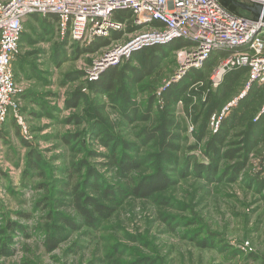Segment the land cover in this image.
Returning <instances> with one entry per match:
<instances>
[{"label":"rangeland","instance_id":"rangeland-1","mask_svg":"<svg viewBox=\"0 0 264 264\" xmlns=\"http://www.w3.org/2000/svg\"><path fill=\"white\" fill-rule=\"evenodd\" d=\"M46 25L35 19L25 21L13 64L16 78L27 87L21 114L28 138H23L12 118L0 133V264L264 263V185L258 184L264 177V140L256 142L255 137L246 135L252 116L242 127L236 126V110L226 115L230 127L219 148L221 152L242 149L239 158H218L213 174L194 173L193 166H184V156L208 161L202 148L214 133L210 117L205 134L196 139L201 124L196 114L210 104L206 95L218 93L222 103L214 112L219 113L239 94L246 75L237 76L236 83L231 79L229 88L225 75L213 87L209 84L210 69L201 85L189 86L194 91L184 97L188 105L182 98L172 110L174 116L185 118L187 128L178 130L179 150L168 152V160L162 161L156 141L143 133L156 112L149 122L132 119L131 113L124 115L121 105L113 106L106 95L89 93L83 70L99 48L80 53L59 50ZM122 35L118 31V36ZM55 59L60 62L54 64ZM174 67L173 50L169 49L156 71L130 88L131 100L143 109L154 93L156 107L162 106L163 96L156 92L166 84ZM69 74L78 76L69 80ZM80 88L86 89L83 100L76 108L68 106L71 95ZM57 90L63 93H55ZM263 98L264 93H260L249 114L258 109ZM98 104L102 106L100 117L93 111ZM107 134L116 141L107 140ZM247 146L251 147L249 153ZM30 149L41 157L35 169L26 165ZM113 155L130 158L140 166L121 174ZM82 161L95 170L94 178L88 177L82 166L80 175L72 179L74 165ZM238 163L242 168L235 173L232 167ZM158 166L163 167L167 188L147 198L132 195L130 189L136 181L153 177ZM92 179L101 189L83 184ZM75 183L78 191L108 207L104 217L96 215L93 225L78 212L77 205L84 202L83 198L75 200ZM107 186L120 189L113 201L102 199L101 190ZM10 221L21 228L9 229ZM48 239L57 240L54 248L49 247Z\"/></svg>","mask_w":264,"mask_h":264},{"label":"built area","instance_id":"built-area-1","mask_svg":"<svg viewBox=\"0 0 264 264\" xmlns=\"http://www.w3.org/2000/svg\"><path fill=\"white\" fill-rule=\"evenodd\" d=\"M237 1L264 6V0ZM237 11L226 9L219 0H0V133L12 118L23 138H28L21 114L27 87L16 78L13 64L19 54L24 22L31 15L52 18L56 39L73 51L85 49L98 39L112 38L86 65L82 76L85 82L97 80L108 67L145 48L176 42L181 45L173 50L175 67L156 92L158 96L186 75L202 69L213 56L217 59L209 74L210 86L217 87L227 73L245 68L246 79L239 94L210 116L216 133L223 117L241 99L264 86V23L254 20L249 12ZM118 31L123 35L118 36ZM199 84L202 82L195 81L191 86ZM262 118L264 100L252 121Z\"/></svg>","mask_w":264,"mask_h":264},{"label":"trees","instance_id":"trees-1","mask_svg":"<svg viewBox=\"0 0 264 264\" xmlns=\"http://www.w3.org/2000/svg\"><path fill=\"white\" fill-rule=\"evenodd\" d=\"M117 34L113 36V38H116ZM111 39H98L94 41L90 46L86 47L85 49L79 50L80 52H93L97 50L98 48L107 45L110 42ZM181 45L180 42L172 43L167 46H153L145 48L135 54H133L132 57H130L128 60L123 61L122 63L113 65L108 67L106 70H104L99 78L97 80H94L92 82H86L89 93H93L94 95L104 94L106 95L111 102H113V106H116V104L121 105V112L128 116L130 113L132 114V119H140L146 122L150 121V116L153 115L154 112H156V117H153L152 124L149 127H145L143 129V133L147 134L148 138L150 140H155L159 151H160V159L159 160H168V152L179 150V145L176 143V140L180 138V134H178L179 131L185 130L187 128L185 123V118L183 116H174L173 105L177 103L179 100H182L185 96H187L188 92L193 93L194 89H189V86L195 82V81H202V79L206 76V73L212 69V66L215 64L217 56L211 57L208 62L205 64V66L197 70L193 73H190L186 75L180 82L176 84L170 85L163 93V99L164 104L162 106L156 107L155 97L154 93H151L149 99L145 101L146 105L144 108H139L136 105V102L134 100H131L130 95V88L135 84L141 82L145 76L150 74L151 71L158 68L159 63L161 62L162 58L166 56V53L169 49L174 50L175 47H178ZM245 69V68H243ZM246 70V69H245ZM229 73H232L229 72ZM229 73H227L225 77V81L227 82L228 88L230 87V84L232 83ZM242 73V72H241ZM80 75L81 73L78 72ZM78 76V75H77ZM74 74L67 75V78L69 80H73L76 78ZM229 79V80H228ZM136 86V85H135ZM148 88V87H147ZM254 90V89H253ZM252 90V91H253ZM218 93H208L206 95V98L210 104L205 109L200 108L197 112L196 116H199L201 118V124L198 129V132L200 131V134L196 136V139L199 140L204 134L207 126L208 119L214 111L218 110L221 106L222 100L218 99L217 97ZM228 93H226L227 95ZM257 94V93H255ZM249 95H251L249 97ZM254 93H248L243 99H241L237 106L233 107L228 114L231 115V112L236 110V126H244V123L246 120H248L249 115L252 116L251 120L247 122L246 127V135H250V137H255L254 141L258 142L259 140H264V118L257 122H253L252 119L254 117V113L249 114V110L251 106L256 102L255 96H253ZM226 97V96H225ZM84 98V91L80 89L73 92V94L70 97V101L67 102V105L76 108L80 104L81 100ZM185 99V104L188 105V99ZM225 99V98H224ZM223 99V100H224ZM202 105V104H201ZM187 108V106H186ZM102 109L101 105H96L93 108L94 113L97 116H101L99 113V110ZM256 111V110H255ZM227 114V115H228ZM195 116V118H196ZM229 116V115H228ZM75 120H78V118H74ZM226 119V122H225ZM229 120V117H228ZM97 126L98 123H95ZM230 127V124L227 121V116L224 118V120L221 122L220 130L216 133H213L208 138L205 146L202 148V151L205 155H208V161L198 160L195 157L189 158L184 156V166H193L192 172L196 173L198 172H209L213 174L217 170L216 161L218 158H224L226 160H235L241 156L242 149L237 148H229L223 152L220 151L219 145L223 144L225 140V134ZM179 130V131H178ZM197 132V133H198ZM243 132V131H241ZM244 132V134H245ZM111 133V132H110ZM242 133H239L241 135ZM108 135V134H107ZM106 139L110 140L111 142L116 141V137L113 136H107ZM68 141V138H65ZM25 146H29V144L26 141H23ZM247 152L249 153L251 147L247 146ZM29 154L27 156V162L26 165L28 168H37V165L39 164L41 157L37 154L32 152V149H30ZM168 154V155H167ZM114 156V157H113ZM112 156V159L116 164L118 165L117 168L121 174H127L134 170H137L139 168V164L136 163L134 160L130 158H123V159H117L115 155ZM193 160V161H192ZM190 163H189V162ZM82 166H85L88 171V177L91 176L94 178L96 176L95 170L92 167H89L86 162L82 161L80 163H77L74 165L72 173V179L74 176L80 175ZM242 168V165L240 163L237 164V166L232 167V170L235 171V173H239ZM157 172L153 177L146 178V179H139L136 181V184L131 187L130 193L136 197L140 198H147L151 196L152 194L162 191L169 185L168 180L166 179V176L163 174V167L158 166ZM231 172V171H230ZM93 180V179H92ZM91 182V183H90ZM85 181L83 183L86 184L87 187H92L94 189H101L100 185L96 181ZM258 184L264 185V177L262 178L261 182ZM74 191V197L75 200L78 201L79 199L83 198V202L78 206V212L82 215L84 220L90 224L93 225L94 221L96 220V215L104 217L108 211V207L106 205H103L102 203L96 201V199H93L91 197H88L87 195H84L83 192L78 191V185L75 183L73 186ZM103 197L102 199L104 201H113L115 199V193L120 191L118 188L115 190V188L108 187L103 188L102 190ZM68 224L71 226H75L74 223L70 222L69 220H65ZM15 227L21 228V225L15 223V222H9L8 228L14 229ZM48 245H50V248H54L55 243L57 240L54 239H48ZM264 264V263H262Z\"/></svg>","mask_w":264,"mask_h":264},{"label":"crops","instance_id":"crops-1","mask_svg":"<svg viewBox=\"0 0 264 264\" xmlns=\"http://www.w3.org/2000/svg\"><path fill=\"white\" fill-rule=\"evenodd\" d=\"M37 16H39V15H31V16H29V17H27V19L25 20V21H27V20H37V22L39 23L40 21H43L44 22V24H47L46 26H47V32H48V34L49 35H54V37H55V25H54V20L52 19V18H47V19H45V18H42V17H37ZM25 23V22H24ZM56 38V37H55ZM58 41V40H57ZM57 44H58V47H56L57 49H59V50H62V49H66L67 47H66V45H65V43L64 42H57ZM59 55V54H58ZM59 57H60V55H59ZM60 61L58 60V59H55L54 60V64H56V63H59ZM242 72V73H241ZM230 74V77H232L233 78V81L236 83V77L237 76H239V75H241V74H243L244 75V77H245V75H246V72H245V69H243V68H241V69H237V70H233L232 71V73H229ZM227 76V75H226ZM225 76V77H226ZM225 77H224V79H225ZM232 81V82H233ZM224 83V82H223ZM222 83V84H223ZM61 85H62V83H61ZM59 88V87H58ZM264 86H259V87H256V88H254V90L253 91H251V93H254V95L253 96H255V99L258 97V95L260 94V93H264ZM47 93H54L53 91L51 92V91H48ZM55 93H63V90H57ZM255 93H257V94H255ZM251 95H249V97H250ZM263 100H264V98H263ZM262 100V101H263ZM44 110V109H43ZM256 112H257V109H256V111L254 112V115L256 114Z\"/></svg>","mask_w":264,"mask_h":264},{"label":"water","instance_id":"water-1","mask_svg":"<svg viewBox=\"0 0 264 264\" xmlns=\"http://www.w3.org/2000/svg\"><path fill=\"white\" fill-rule=\"evenodd\" d=\"M222 6L238 14L237 9H242L248 11L252 18L256 21L264 23V6L259 3L247 4L237 0H219Z\"/></svg>","mask_w":264,"mask_h":264}]
</instances>
